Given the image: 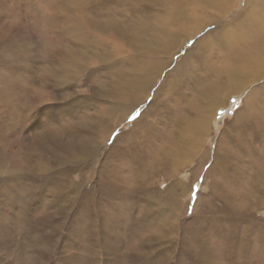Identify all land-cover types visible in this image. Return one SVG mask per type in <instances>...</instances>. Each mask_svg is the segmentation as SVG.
Returning <instances> with one entry per match:
<instances>
[{
	"label": "rangeland",
	"instance_id": "1",
	"mask_svg": "<svg viewBox=\"0 0 264 264\" xmlns=\"http://www.w3.org/2000/svg\"><path fill=\"white\" fill-rule=\"evenodd\" d=\"M234 1L226 20L235 16L247 0ZM129 9L130 6L126 7L121 0H0V264H114L109 261L113 255L105 251L104 241H109L112 248L114 245L111 242L118 236V231L126 239L120 249L125 251L121 264H154L151 258L142 259L138 250L142 249L145 235L153 233L156 226L151 223L147 225V231L141 230L137 219H134L138 203L129 209L126 202L127 195L138 196L134 190L128 189L135 186L137 177L132 167L136 162L129 153L126 159L117 157L125 146L124 141L113 143L116 135L131 129L149 105L152 94L142 103L126 104L121 111L113 110L114 100L101 95V82L107 72L102 58L108 53H104L106 49L119 51L117 47L120 45L114 44L109 35L90 28L91 18L100 15L112 13L110 16L118 23L121 19L126 20L125 16L140 14L139 10ZM82 18L88 20V30L94 39L90 47L93 50L89 52L78 44ZM204 31L190 39L187 46ZM117 55L121 56L120 53ZM82 59L86 64L82 63ZM183 94L187 96V93ZM245 95L246 91L229 95L225 106L215 111L211 126L209 123L200 137L202 151H209L212 156L219 145H225L223 141L217 146L215 144L219 136L229 129ZM173 96L175 98L170 102L180 112L184 105L182 93ZM259 103L262 104V101ZM157 108L164 111L159 106ZM98 111H105V121L97 128L98 140L81 150L75 143L88 140L87 123L96 118L99 122ZM145 118L160 126L156 115L147 114ZM116 119L118 127L115 126ZM262 126L263 122L258 127L255 123L249 126L252 129H249L248 146L257 155L245 162L243 179L246 177L248 181L237 183L236 172L232 171L229 177L221 179L222 183L216 182L218 189L214 197L210 195L213 180L215 177L219 179L217 174L209 175L212 158L205 161L203 170L197 176L193 172L196 160L180 163L172 177L161 172L153 175L150 181L154 192L151 191V195L155 201L151 203H156L158 210H163L162 203L169 197L166 195L168 191L164 192L166 185L177 183L178 188L182 184L186 190L177 197L176 209L173 208L177 222L184 225L192 220L195 206L199 203L197 198L201 197L204 201L207 199L213 217L217 212L218 224L222 225L220 232L226 238L223 241L222 237L216 236L214 226L209 227L207 222H204L202 230L197 224L199 227L190 234L187 231L182 233L180 226L176 250H171L167 264H180L181 259L185 264H204L197 257L202 255L205 237L210 241V248L213 246L216 250L210 259L214 264L233 263L227 249L229 242L232 239L237 241L239 237L245 238L250 245L249 256L241 263L264 264L262 232L258 236L251 234L259 226L264 227V191L261 193L255 188L259 198L257 194L245 190L251 187V179L264 162V146L260 138L263 132L259 130ZM140 130L143 126H137L133 135L130 133L129 136L139 139ZM59 132L65 133L59 135ZM163 133L166 137L169 135L165 131ZM233 141L229 137L231 145L235 144ZM155 143L159 144L158 139ZM56 144L64 147L57 151ZM152 153L149 151V155ZM229 164L235 166L237 163L232 160ZM238 165L241 164L238 162ZM112 181H116L118 191L114 186L107 188L111 193L102 194L97 189L98 184ZM223 191L229 197L222 194ZM124 197L125 202L119 203V209L111 214L110 199L119 202ZM255 199H259L258 206L252 204L251 200L254 202ZM251 204L254 205L252 209ZM168 205H172L170 200ZM231 205L238 207L229 212L227 210ZM199 207L205 212L204 205ZM116 212L120 214L117 217ZM203 212L198 214V218ZM232 218L236 220L232 221ZM151 219L161 224L166 215ZM193 224L196 225V222ZM133 226L135 231L140 230L137 235L127 232ZM196 234L198 238L193 237ZM183 235L187 238L182 243ZM255 242L258 252L251 253ZM17 256L21 257L20 261Z\"/></svg>",
	"mask_w": 264,
	"mask_h": 264
},
{
	"label": "bare ground",
	"instance_id": "2",
	"mask_svg": "<svg viewBox=\"0 0 264 264\" xmlns=\"http://www.w3.org/2000/svg\"><path fill=\"white\" fill-rule=\"evenodd\" d=\"M121 1L124 2L126 7L129 8L130 6L131 10H139L140 14L125 16L126 20L121 19V22L118 23H115L112 16H110L112 13L95 17L100 20L90 17L92 22L90 28L92 30L109 35L114 44L116 42L120 45L119 48L117 47L119 51H110L108 48L104 52H108L102 58L105 67L107 66V72L105 79L101 82V95L114 100V109L112 105H109V108L114 111H121L124 110V105L132 103L137 105L144 102L152 94V100L135 120L131 129L127 133L116 135L113 143L118 140L124 141L125 146L117 157L126 159L128 157L127 153L132 154V159L137 164L132 167V171L135 172V177H137L135 186L133 189H128L134 190V193H137L138 196H126L128 208L135 207V204L138 203L136 206L139 208L134 213V219H137L142 227L141 230L144 232L147 231V225L152 223L156 226L155 234L154 232L149 233L143 238L144 243L142 246L140 245L142 249L138 250L140 257L142 259L146 258V260L151 258V263L154 264H167L171 258V250H176L177 237L181 227L183 228L182 233L187 231L190 234V231L195 232L199 226L202 227V230L205 226L204 222H207L206 224L209 227L214 226L216 236L222 237L223 241L226 238L220 232V229L222 231V225L218 224L217 212L213 217L209 211L207 199L204 201L201 197L197 198L199 203L195 206L192 220L183 223L184 225L177 222L174 213L175 204L177 197L186 190V187H183L182 184L178 185V188L177 183L174 186L173 183L166 185L164 192L168 191L166 195L169 197L162 203L164 206L161 209L163 210H158L156 203H151V201H155V198L151 195L154 192L151 186L152 181H150L153 175L161 172L172 177L174 169L180 163L184 164V162L196 160L197 164L193 172L197 176L203 170L205 161L212 158L213 162L209 166V175L217 174L219 179L217 180L214 176L215 179L210 193L214 197L218 189L216 182L222 183L221 179L229 177L232 171L236 172L235 180L237 183L248 181L246 177L243 179L245 162L248 158H255V155H257L248 146L249 137L251 136L249 129L250 131L252 129V127L249 128L251 123H255L258 127L259 123L263 122L261 129L258 128L263 132L261 137L257 134L262 139L261 145L264 146V0H247L237 14L227 20L225 18L229 14V10L232 9L231 6L235 2L234 0ZM86 18H82L83 21H81L83 25L78 31L80 35L78 44H82L81 47L89 52L93 50L90 47L94 44V39L89 33V23ZM210 25L214 26L205 32L204 30ZM202 31L205 33L187 46L189 40ZM180 50H183V52L179 53ZM118 53L121 56L117 55ZM82 61L83 64H86L85 60L82 59ZM245 91L246 95L234 113L229 129L219 136L215 144L217 146L223 141L225 145H219L218 149L214 150L212 156H210L209 151L204 152L201 150L200 137L206 132L209 123L211 126L215 111L219 107L225 106V100L231 95ZM180 92L183 96L184 105L178 112L173 108L170 101L175 98L173 94ZM183 92L187 93V96ZM261 101L262 104L259 103ZM158 106L164 111H160L157 108ZM104 112H97V116H100L99 122L96 118L91 120V123H87L86 133L88 132L87 134L90 136L88 140L83 139L78 144L75 143V146L83 150L92 143L96 144L99 136L97 128H100L105 121ZM147 114L150 116L156 115L158 118L157 123L160 126L146 120ZM118 122L117 120L116 127H118ZM137 126L139 128L143 126V130L138 133L140 135L139 139L129 136L137 129ZM74 128H76L75 125ZM74 130L76 131V129ZM163 131L169 133L170 136L167 135L166 137ZM61 133L65 132H59V135ZM164 137L167 138V141L164 140ZM229 137H232L235 144L231 145L232 143H229ZM156 138L159 144L155 143ZM144 144H146V147ZM56 147L58 151L62 145L56 144ZM140 147L145 149L141 150ZM149 151L153 153L149 155ZM53 154L56 153L53 152ZM232 160L236 161L235 166L229 164ZM263 165L264 162L251 179V187H247L246 191L257 194L256 187L259 192L264 191ZM105 166L108 167V165ZM116 185V181L103 182L98 184L97 189L102 194L109 193L111 190L109 191L107 188H111V186H114V189L118 191ZM160 194L164 196L162 193ZM222 194L226 196L224 191ZM262 194L264 195V193ZM126 197L119 202L110 199V202H113L110 203L111 205L108 204L111 214L119 209V203L125 202ZM258 197L260 198L259 195ZM169 200L172 203L171 206L168 205ZM255 200L254 202L251 200L252 204L258 206L259 199ZM201 201H203L201 205H204L205 212L200 211ZM252 204L251 209L254 206ZM237 207L231 205L227 211L232 212L231 210ZM200 212H203V214L198 218ZM207 212H209V215H205ZM119 215L116 212V217ZM157 215H166V219L161 224L153 222L151 217ZM231 220L236 219L232 218ZM193 222H196V225ZM132 228L127 232L132 231L131 235H137V231L140 230L135 231L134 226ZM248 233L250 234L249 231ZM251 234L264 237V227L259 226ZM183 237L185 236H182V243L187 238ZM193 237L198 238V234H196V237L193 235ZM209 242V239L205 237L202 245L204 248L201 249L202 255L199 258L194 256L200 262L204 261V264H214L210 259L216 250L213 249V246L210 248ZM111 243L114 245L112 248L109 241H104L105 251L107 254L113 255L109 258V261L114 264H121V257L125 251L122 252L123 250L120 249L123 243H126V239L121 237V231H118V236ZM229 243L228 256H231L230 258H232L234 264H243L241 262H244L250 253L248 251L250 249L248 241L239 237L237 241L232 239ZM230 248L235 249L236 252H233ZM253 252H258L256 242L251 253ZM153 257L158 259H153ZM205 257L207 258L205 259ZM20 258V256L16 257L18 261H20ZM182 262L181 259L180 264H185Z\"/></svg>",
	"mask_w": 264,
	"mask_h": 264
},
{
	"label": "snow or ice",
	"instance_id": "3",
	"mask_svg": "<svg viewBox=\"0 0 264 264\" xmlns=\"http://www.w3.org/2000/svg\"><path fill=\"white\" fill-rule=\"evenodd\" d=\"M131 118H134V117H130V119H131Z\"/></svg>",
	"mask_w": 264,
	"mask_h": 264
}]
</instances>
